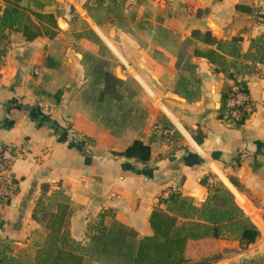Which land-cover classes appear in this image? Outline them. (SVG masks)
<instances>
[{"label": "crops", "instance_id": "1", "mask_svg": "<svg viewBox=\"0 0 264 264\" xmlns=\"http://www.w3.org/2000/svg\"><path fill=\"white\" fill-rule=\"evenodd\" d=\"M259 1H18L33 24L0 37V142L18 151L15 192L0 204V264H41L51 237L81 264H134L152 210L176 213L164 191L200 209L214 187L235 195L260 235L243 247L229 230L189 240L187 264H264ZM235 80L255 106L241 124L219 119Z\"/></svg>", "mask_w": 264, "mask_h": 264}, {"label": "trees", "instance_id": "2", "mask_svg": "<svg viewBox=\"0 0 264 264\" xmlns=\"http://www.w3.org/2000/svg\"><path fill=\"white\" fill-rule=\"evenodd\" d=\"M6 5L0 15V37L4 36V29L13 28L15 23L24 21L33 24L30 15H25L19 9V0H4ZM237 9L242 8L236 5ZM39 20H44L47 24H55L52 14L33 13ZM20 20V21H19ZM29 26V25H27ZM40 32L25 31V37L31 39ZM233 78V75L230 74ZM58 93H56L57 95ZM138 142H134V146ZM132 149V148H131ZM147 151V148H145ZM129 150L121 154L128 155ZM203 184H207L206 179H202ZM212 195L209 201L198 209L192 204L191 197H181L172 194L168 199L176 207V213L170 214L159 207H155L149 217V224L153 231L150 236H145L138 241L134 257V264H187L190 259L185 257V250L189 240H199L203 238H218L223 230L233 231L238 235L240 247L254 242L260 235L259 229L245 216L243 210L237 205L231 192L225 188L214 187L211 189ZM216 197V202L213 201ZM195 220H179L182 216H196ZM59 218L60 216H56ZM55 218L52 230L57 232L60 224ZM53 238H56L54 235ZM57 239V238H56ZM47 248L41 250L44 256L41 257V264H81L82 256L70 250L57 246L54 239L49 240Z\"/></svg>", "mask_w": 264, "mask_h": 264}, {"label": "built area", "instance_id": "3", "mask_svg": "<svg viewBox=\"0 0 264 264\" xmlns=\"http://www.w3.org/2000/svg\"><path fill=\"white\" fill-rule=\"evenodd\" d=\"M255 19L258 23H264V0L257 4ZM35 73H38L35 70ZM254 103L251 99L246 85L239 80L233 81L227 90L223 99V104L219 112V119L233 123H243L254 111ZM165 132L172 133L169 129ZM18 151L10 144L0 142V204L11 199L15 192V185L11 180V167ZM207 182L213 183L211 177L207 178ZM172 194H176L173 190H166L161 194V200L168 199ZM264 216V208H263Z\"/></svg>", "mask_w": 264, "mask_h": 264}, {"label": "rangeland", "instance_id": "4", "mask_svg": "<svg viewBox=\"0 0 264 264\" xmlns=\"http://www.w3.org/2000/svg\"><path fill=\"white\" fill-rule=\"evenodd\" d=\"M62 27H65V26L63 25ZM105 68L107 69V71L109 70V69H108V68H109L108 63H107V65L105 66ZM233 196H234L235 202H236V203H239V201L237 200V198L235 197V195H233ZM237 205H238V204H237ZM261 228H263V227L261 226ZM262 236L264 237V230H263V234H262ZM217 258H219L218 255L211 256V257H207V258L203 257V258H201V259H199V260H196V261H194V262H192V263H197V262L200 263V262H203V261L215 260V259H217ZM189 263H190V262H189Z\"/></svg>", "mask_w": 264, "mask_h": 264}]
</instances>
